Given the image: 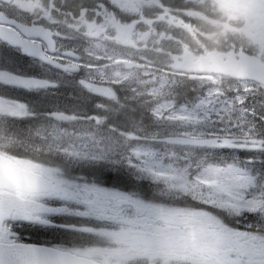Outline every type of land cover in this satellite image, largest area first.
<instances>
[{"label": "snow or ice", "instance_id": "1", "mask_svg": "<svg viewBox=\"0 0 264 264\" xmlns=\"http://www.w3.org/2000/svg\"><path fill=\"white\" fill-rule=\"evenodd\" d=\"M0 264H264V0H0Z\"/></svg>", "mask_w": 264, "mask_h": 264}]
</instances>
